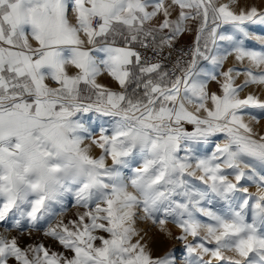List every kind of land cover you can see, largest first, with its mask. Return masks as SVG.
<instances>
[{
    "label": "snow or ice",
    "instance_id": "1",
    "mask_svg": "<svg viewBox=\"0 0 264 264\" xmlns=\"http://www.w3.org/2000/svg\"><path fill=\"white\" fill-rule=\"evenodd\" d=\"M0 264H264V0H0Z\"/></svg>",
    "mask_w": 264,
    "mask_h": 264
},
{
    "label": "rangeland",
    "instance_id": "2",
    "mask_svg": "<svg viewBox=\"0 0 264 264\" xmlns=\"http://www.w3.org/2000/svg\"><path fill=\"white\" fill-rule=\"evenodd\" d=\"M224 2H227V0H224ZM249 2L252 3H259L260 0H249ZM261 27V26H256ZM232 64V60L226 62L225 67H228ZM212 89L215 90V85H211ZM211 146H209L210 148ZM93 156L99 155V150L96 148H93L92 153ZM110 162V161H109ZM252 191H255V189H251ZM82 210V209H81ZM65 211V220H69L74 218L76 212L78 209L74 206V200L71 198L66 200V208ZM139 228L142 230L147 231V240L149 243V246L153 249L154 255H161L164 252H171L174 256L178 257L180 260L184 258V243L181 240L175 239V238H168L163 233H160L157 231L154 227L151 226L150 222H142L138 225ZM174 235H179L180 230L175 227L174 225L169 226ZM191 239V238H189ZM25 242H28L27 239Z\"/></svg>",
    "mask_w": 264,
    "mask_h": 264
},
{
    "label": "crops",
    "instance_id": "3",
    "mask_svg": "<svg viewBox=\"0 0 264 264\" xmlns=\"http://www.w3.org/2000/svg\"><path fill=\"white\" fill-rule=\"evenodd\" d=\"M193 39V36L191 34H186L182 39H181V44L184 43H190L191 40ZM105 82H107V77L102 78ZM115 87V85H112Z\"/></svg>",
    "mask_w": 264,
    "mask_h": 264
},
{
    "label": "built area",
    "instance_id": "4",
    "mask_svg": "<svg viewBox=\"0 0 264 264\" xmlns=\"http://www.w3.org/2000/svg\"><path fill=\"white\" fill-rule=\"evenodd\" d=\"M187 44H189V43H184V44H182V45H187ZM148 55H151V53H148Z\"/></svg>",
    "mask_w": 264,
    "mask_h": 264
}]
</instances>
